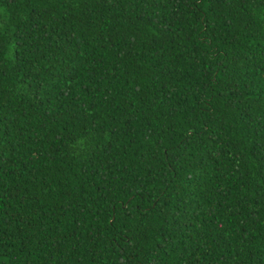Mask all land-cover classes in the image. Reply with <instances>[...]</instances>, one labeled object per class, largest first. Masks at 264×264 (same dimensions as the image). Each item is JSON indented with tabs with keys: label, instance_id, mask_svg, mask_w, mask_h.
<instances>
[{
	"label": "trees",
	"instance_id": "trees-1",
	"mask_svg": "<svg viewBox=\"0 0 264 264\" xmlns=\"http://www.w3.org/2000/svg\"><path fill=\"white\" fill-rule=\"evenodd\" d=\"M0 264H264V0H0Z\"/></svg>",
	"mask_w": 264,
	"mask_h": 264
}]
</instances>
